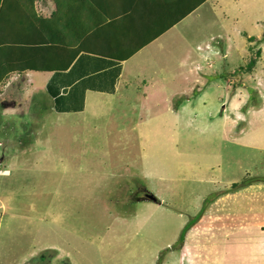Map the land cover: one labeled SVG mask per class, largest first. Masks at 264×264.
<instances>
[{
  "label": "rangeland",
  "instance_id": "obj_1",
  "mask_svg": "<svg viewBox=\"0 0 264 264\" xmlns=\"http://www.w3.org/2000/svg\"><path fill=\"white\" fill-rule=\"evenodd\" d=\"M15 54L0 70V264H178L217 195L264 176V0L187 7L81 113L56 114L43 79L7 75ZM201 245L191 264L227 257Z\"/></svg>",
  "mask_w": 264,
  "mask_h": 264
},
{
  "label": "crops",
  "instance_id": "obj_2",
  "mask_svg": "<svg viewBox=\"0 0 264 264\" xmlns=\"http://www.w3.org/2000/svg\"><path fill=\"white\" fill-rule=\"evenodd\" d=\"M197 4L198 7L201 5L198 0H1L0 70L6 67L5 57L15 48L18 55L15 54L10 66L15 70L7 75L22 73L30 79L27 84L37 78L43 79L46 85L53 74L67 73L80 56H85L98 64H101L99 61L120 64L121 72L112 93L87 91L84 102L88 93L113 95L123 76H127L124 69L130 60L157 43L162 33L182 21L187 7ZM5 5L9 10L2 12ZM160 19L166 20L168 26L162 33L152 35L154 22ZM13 20L14 25H8ZM18 20L20 27L15 28ZM12 36L27 39L19 43ZM32 97L27 91L26 98L32 100ZM259 113L253 112V117H259ZM261 164H264V158L257 166ZM258 172L264 173L263 170ZM255 179H259L255 180L258 183L246 189L237 188L239 184L235 182L229 184L237 186L231 190L235 197L217 195L202 216L191 224L190 229L208 213L216 215L215 219L205 218L204 225L197 229L205 227L209 230L214 241L207 251L214 255L215 261L217 247L212 235L227 230V239H233H228L225 244L229 248L226 264H264V176ZM226 197L230 199L226 201ZM185 236L179 247V256ZM198 249L192 247L191 254L198 253Z\"/></svg>",
  "mask_w": 264,
  "mask_h": 264
},
{
  "label": "trees",
  "instance_id": "obj_3",
  "mask_svg": "<svg viewBox=\"0 0 264 264\" xmlns=\"http://www.w3.org/2000/svg\"><path fill=\"white\" fill-rule=\"evenodd\" d=\"M1 2V0H0ZM98 62V61H97ZM96 63L94 59L80 56L67 73L53 74L45 85L46 94L53 101L54 112L58 115L81 113L84 110V95L87 91L95 93L110 94L116 88V82L121 72V65L111 62L99 61ZM2 112V111H0ZM232 187H237L233 185ZM234 188V189H235ZM152 202H155L154 200ZM216 215L208 213L202 220L185 236L184 247L179 256V264H191L189 260L193 261L191 248H199L204 242L207 245L211 243V234L204 225L205 218H217ZM209 224V223H208ZM214 245L218 246L217 251L224 254L228 252L227 230H222L215 235ZM225 239L226 242L221 243L219 240ZM191 245V247L188 246ZM224 245V246H223ZM194 253V252H193ZM221 264H226V258Z\"/></svg>",
  "mask_w": 264,
  "mask_h": 264
},
{
  "label": "water",
  "instance_id": "obj_4",
  "mask_svg": "<svg viewBox=\"0 0 264 264\" xmlns=\"http://www.w3.org/2000/svg\"><path fill=\"white\" fill-rule=\"evenodd\" d=\"M150 199H152V198H150Z\"/></svg>",
  "mask_w": 264,
  "mask_h": 264
}]
</instances>
